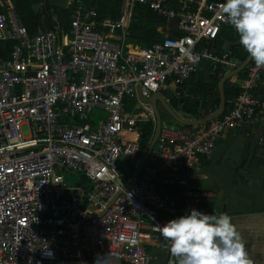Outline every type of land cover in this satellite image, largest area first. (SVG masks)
<instances>
[{
    "label": "built area",
    "instance_id": "2783aa9c",
    "mask_svg": "<svg viewBox=\"0 0 264 264\" xmlns=\"http://www.w3.org/2000/svg\"><path fill=\"white\" fill-rule=\"evenodd\" d=\"M224 2L126 0L120 17L100 19L86 0H68L69 31L52 10L54 28L31 35L0 0V43L16 42L0 59V264H85L79 236L90 264H152L153 243L175 264L157 230L171 219L161 215H184L210 198L190 191V180L219 139L252 124L264 130V68L252 61L233 109L191 128L163 121L144 163L139 124L156 122L144 100L180 98L204 62L221 78L238 67L228 46L211 50L230 25ZM136 3L174 22L178 34L149 47L130 43ZM96 110L104 114L94 128ZM76 174L90 186H67L65 176ZM168 186L185 189L181 209L158 191Z\"/></svg>",
    "mask_w": 264,
    "mask_h": 264
},
{
    "label": "trees",
    "instance_id": "16d2710c",
    "mask_svg": "<svg viewBox=\"0 0 264 264\" xmlns=\"http://www.w3.org/2000/svg\"><path fill=\"white\" fill-rule=\"evenodd\" d=\"M14 10L21 20L22 24L28 29L31 35H36L43 30V18L48 15L51 9H55L59 15L63 27L70 26L69 11L67 7L68 0H11ZM126 0H87V5L95 6L98 10L100 19L118 18L122 14ZM0 11H5L1 9ZM133 19L130 29V43L142 47H149L153 44L163 41L165 34L159 32V28L168 26V22L155 13L148 6L136 3L132 10ZM46 16L45 18H47ZM51 28V27H50ZM13 43H0V58H7L13 48ZM228 46L231 51L232 59L244 63L249 57L247 52L239 43V36L235 29L230 25L225 27L220 37L213 43L211 50L215 54H222L225 47ZM213 64L204 62L193 78L188 81L181 89L182 96L174 99L171 103L174 110L181 112L189 119H202L215 113L221 106L220 84L223 78L219 72H213ZM248 75V69L241 74L230 79L225 85L227 99L226 113L233 109V101L242 93L240 82ZM264 96V88L261 91ZM133 104V103H131ZM141 147L145 152L155 136V123H140ZM259 149V148H257ZM257 152L254 153V156ZM205 162V161H204ZM206 164V162H205ZM244 164L241 170L246 171ZM247 169H252L248 166ZM240 172L242 179L246 180V175ZM169 192L175 197H181L183 190L180 187H172ZM182 205V204H181ZM180 205V207H181ZM162 218L174 219L172 215H162Z\"/></svg>",
    "mask_w": 264,
    "mask_h": 264
},
{
    "label": "clouds",
    "instance_id": "9594fccd",
    "mask_svg": "<svg viewBox=\"0 0 264 264\" xmlns=\"http://www.w3.org/2000/svg\"><path fill=\"white\" fill-rule=\"evenodd\" d=\"M221 11L255 66L264 68V0H225ZM157 230L167 241V251L175 264H253L227 213L192 208L157 225Z\"/></svg>",
    "mask_w": 264,
    "mask_h": 264
},
{
    "label": "crops",
    "instance_id": "0c3cea01",
    "mask_svg": "<svg viewBox=\"0 0 264 264\" xmlns=\"http://www.w3.org/2000/svg\"><path fill=\"white\" fill-rule=\"evenodd\" d=\"M6 1L13 5L11 0H6ZM87 6L89 7L92 5H87ZM13 7H14V5H13ZM67 7H68V11H69V20H70V26H71V12L69 9L68 2H67ZM0 8L3 10L5 9L1 6H0ZM52 10L55 11V9H51L49 14L46 15V16H48L47 18H45L46 16H44V18H43V30H41L39 33H43V32L52 30L54 28L55 24L53 22V16L51 14ZM5 11H6V9H5ZM55 13H56V11H55ZM57 16L59 17L58 14H57ZM59 19H60V17H59ZM60 23L62 25L61 19H60ZM70 26L68 29H66L65 27H63V28H65L67 31H69ZM159 29H161L159 32L165 34V37L176 36L178 34V29L176 28V24L174 22L168 23L167 27L159 28ZM39 33H37V34H39ZM2 43H13L14 46L16 45V42H7L6 41V42H2ZM14 46H13V48H14ZM13 48H12V50H13ZM12 50H11V53L9 54V57L7 56V58H0V59L10 58V56L12 54ZM234 61L237 63L238 67L242 64V63L240 64L236 60H234ZM232 71H234V70L229 71L223 77V80ZM260 96L264 99V96H262L261 93H260ZM162 97L165 98L167 103L172 107L171 103L174 100L173 96L171 94H169L167 96H162ZM168 100H171V101L168 102ZM130 102L133 103L132 101H130ZM160 103L165 108V106L163 105L162 102H158L159 110H160ZM149 105L154 110V107L151 104H149ZM172 109H173V107H172ZM165 110H166V108H165ZM174 111L180 117H182L184 119L198 120V119L186 118L182 113L180 114V112H177L176 110H174ZM154 113H155V110H154ZM160 113L162 115L163 121H167L163 118V114H162L161 110H160ZM225 113H226V111H225ZM95 114H99L100 117L98 120L94 118ZM103 114L104 113L99 111V110H96L95 112H93L92 116H90L93 125L100 121L101 116ZM155 116H156V114H155ZM202 119H204V118H202ZM168 122L176 128H183V127L191 128V127H193V126H183L174 119L172 121H168ZM154 123H155V128H156L155 133H156L157 122H154ZM174 124L175 125L177 124V125L175 126ZM95 127H96V125H94V128ZM263 135H264V130L259 125L252 124L249 126H244L238 130L231 131L229 134L223 136L217 142L216 147H215L213 154L210 157V159L204 160L206 162V164L203 161L202 169L197 170L193 173L192 179L190 180V188H189L190 191H193L192 190L193 189V186H192L193 182H196L199 180L198 173L205 170L206 168L210 167L213 164L214 153H215L217 146L220 142L226 140V141H229L230 143L236 145V143L239 142V140L244 141V147H243L244 153H242V151H241L242 148H241L239 150L241 152V155H240L241 159L239 161H237L235 164L236 168H235V177H234V184L237 187L241 188V193L239 194V198L234 199V196L231 193L232 191L230 189H227V191L223 193L224 195H222V201H223V203H225L224 208H223V213H227L228 215H230L233 218V223L236 225L238 231L240 232V234L242 236V239L245 242L246 249L249 252V256H250L253 264H264V145L261 144ZM128 138L129 139H136L137 136L136 135H128ZM151 143H150V145H151ZM150 145H149V147H150ZM149 147H148V149H149ZM257 148H259V149H257ZM145 152H147V151H145ZM255 152H257V153L254 156ZM244 164H248V166H250L252 171H250V169H247L248 166H246V168H245L246 171H244V172L240 171L242 166H244ZM240 172H242L243 175H246L245 176L246 180L242 179V176L239 174ZM132 174H133V170H132ZM126 175H127V173H126ZM203 179L207 180V179H209V176L206 175V176H204ZM83 181H84V183L81 184L82 186H90V184L86 178H83ZM172 187H180V186L161 187L158 189V191L163 195L168 194V195L174 197L180 205L182 204L181 207H179V209H181L183 206L185 189L180 187V188H182L183 193H182V196L179 198V197L173 196L169 192V189H171ZM200 192L210 194V198L202 200V202L196 204V207L198 210L210 213L215 208L214 200L219 198L220 195H218L217 192H208L205 190H200ZM233 201H235V204L231 205ZM162 215L168 216L167 213H163ZM162 215H161V217H162ZM178 216H179V214H178ZM162 219H167V218H162ZM148 251L153 256L152 264H154L157 261H161V260H162V264H168L167 256H166L165 252L163 250H161V248H159L158 244L153 243L150 246H148Z\"/></svg>",
    "mask_w": 264,
    "mask_h": 264
},
{
    "label": "rangeland",
    "instance_id": "374dc122",
    "mask_svg": "<svg viewBox=\"0 0 264 264\" xmlns=\"http://www.w3.org/2000/svg\"><path fill=\"white\" fill-rule=\"evenodd\" d=\"M160 110L163 114V118L167 121H172V116L165 110V108L160 103ZM181 114V112H180ZM99 114H95L94 118L99 119ZM175 125V124H174ZM177 125V124H176ZM175 125V126H176ZM244 141L239 140V142L235 144L230 143L229 141H222L218 144L217 149L214 153V162L213 164L206 168L205 170L198 173L199 180L193 182V191L200 192V190H205L208 192H217L220 195L219 198L214 200L215 208L211 211L216 214H220L223 212V208L225 203L222 201L223 193L230 189L234 199L239 198V194L241 193V188L237 187L234 184L235 177V164L237 161L241 159V152L239 151L242 148L243 150ZM208 175L209 179L204 180V176ZM83 176L81 174L76 175H66L65 182L69 187H74L79 184L84 183ZM235 201L232 202L231 205H234ZM210 212V213H211ZM154 264H162L161 261H157Z\"/></svg>",
    "mask_w": 264,
    "mask_h": 264
},
{
    "label": "water",
    "instance_id": "95a60500",
    "mask_svg": "<svg viewBox=\"0 0 264 264\" xmlns=\"http://www.w3.org/2000/svg\"><path fill=\"white\" fill-rule=\"evenodd\" d=\"M132 1V0H131ZM252 60L248 57L247 60L242 63L237 69H235L234 71L230 72L225 78L224 80L221 82L220 84V93H221V106L219 108V110H217L214 114L204 118V119H199V120H187L184 119L182 117H180L173 109L172 107L167 103L166 99L163 98L161 95H155L153 96L151 99L149 100H144L147 104H151L154 107L155 110V114H156V122H157V130L154 136V139L149 147V149L146 152L145 158H144V163H146V161L148 160L153 148L156 145V142L160 136L161 130H162V123H163V119H162V115L160 113V110L158 108V102H162L163 105L165 106L166 110L170 113V115L172 116V118L174 120H176L177 122H179L181 125L183 126H196V125H203V124H207L210 123L218 118H220L226 111L227 109V99H226V93H225V85L226 83L232 79L233 77L241 74L243 71H245L249 65L251 64ZM118 165L124 169V171L127 173V175H132V169L129 167V165L126 162V159L121 158L119 160ZM141 170H139L136 174V177L139 175ZM135 177V179H136ZM79 247L80 250L82 252V257L85 261V264H90L85 253L82 250L81 247V243H80V236H79Z\"/></svg>",
    "mask_w": 264,
    "mask_h": 264
}]
</instances>
